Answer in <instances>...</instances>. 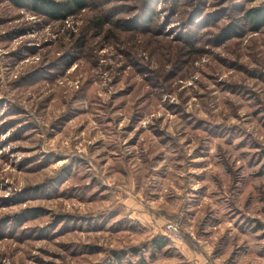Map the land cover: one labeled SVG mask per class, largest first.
I'll return each instance as SVG.
<instances>
[{"label":"rangeland","instance_id":"374dc122","mask_svg":"<svg viewBox=\"0 0 264 264\" xmlns=\"http://www.w3.org/2000/svg\"><path fill=\"white\" fill-rule=\"evenodd\" d=\"M262 3L0 0V264H264Z\"/></svg>","mask_w":264,"mask_h":264},{"label":"trees","instance_id":"16d2710c","mask_svg":"<svg viewBox=\"0 0 264 264\" xmlns=\"http://www.w3.org/2000/svg\"><path fill=\"white\" fill-rule=\"evenodd\" d=\"M17 5H29L35 12L45 15L53 19H62L64 15H72L75 10H83L89 6L90 0H65L56 2L55 0H11ZM254 1V0H249ZM246 22L254 31L260 30L264 27V3L261 5L245 10ZM167 239L163 237H155L151 240L153 247L161 249L166 245ZM188 241V239H187ZM136 249H132L135 251ZM194 251H197L193 248ZM198 252V251H197ZM207 264H212L211 262Z\"/></svg>","mask_w":264,"mask_h":264},{"label":"clouds","instance_id":"9594fccd","mask_svg":"<svg viewBox=\"0 0 264 264\" xmlns=\"http://www.w3.org/2000/svg\"><path fill=\"white\" fill-rule=\"evenodd\" d=\"M57 2H60V0H57ZM241 114L243 115V113H241ZM233 123H235V121H233ZM205 135H207V133ZM225 135L226 136L227 135H230V131H226ZM211 139H212V137L209 136V140H211ZM235 142L236 143H239V139H237ZM192 147L194 148L195 145H193ZM211 148H212V151H215V143H213L211 145ZM190 154H191V152H189V155ZM164 163H167V161H165ZM158 167H163V164H160ZM180 175H184V173H181ZM204 183H207V181H205ZM200 186L201 185L199 183L192 185V187H195V188H199ZM165 190H167V189H165ZM122 203L125 204V205H127L128 204V201L127 200H124V201H122ZM205 203H210V201H208L207 198H205ZM212 207L215 208L217 206L216 205H213ZM189 211H196V209L191 208V209H189ZM222 212H223V209H221V213ZM172 215H174V216H182L183 215V212L181 211L179 205L177 206L176 211L172 213ZM228 226L231 227V225H228ZM247 227L254 228L255 227V224L247 225ZM169 228H171L173 232H178L180 230V225L179 224H176L173 227V225L170 224L169 225ZM184 230L187 231V232H189L190 234L192 232V228L191 227H187L186 226L184 228ZM206 230L207 231H210L211 229H206ZM165 234H167V233H165ZM259 234H260L259 232L256 233V235H259ZM262 243H264V241H262ZM209 252H210V250H209ZM112 259H113V261H115V257H112Z\"/></svg>","mask_w":264,"mask_h":264},{"label":"built area","instance_id":"2783aa9c","mask_svg":"<svg viewBox=\"0 0 264 264\" xmlns=\"http://www.w3.org/2000/svg\"><path fill=\"white\" fill-rule=\"evenodd\" d=\"M170 224L173 225V227H174L177 224V222L176 221L174 222L173 220H168L167 223L165 224V229H166V231L168 233L169 238H171V239L179 238L180 232L179 231L178 232H173L172 229L169 228Z\"/></svg>","mask_w":264,"mask_h":264}]
</instances>
